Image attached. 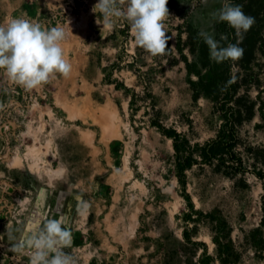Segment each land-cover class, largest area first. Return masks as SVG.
Returning a JSON list of instances; mask_svg holds the SVG:
<instances>
[{
	"label": "rangeland",
	"instance_id": "374dc122",
	"mask_svg": "<svg viewBox=\"0 0 264 264\" xmlns=\"http://www.w3.org/2000/svg\"><path fill=\"white\" fill-rule=\"evenodd\" d=\"M75 1L0 0V24L22 17L62 26L73 66L31 90L0 73V264H28L10 236L48 219L71 231L65 251L79 264H201L206 255L209 264H264V181L253 174L264 171V0L240 4L255 22L238 40L254 38L255 47L223 63L199 36L208 29L225 45L212 19L221 0H168L171 39L156 56L134 43L126 20L103 28L97 0L80 9ZM230 80L242 115L235 151L248 172L195 164L186 171L191 212L173 140L153 123L191 145L214 139Z\"/></svg>",
	"mask_w": 264,
	"mask_h": 264
},
{
	"label": "clouds",
	"instance_id": "9594fccd",
	"mask_svg": "<svg viewBox=\"0 0 264 264\" xmlns=\"http://www.w3.org/2000/svg\"><path fill=\"white\" fill-rule=\"evenodd\" d=\"M201 2L206 4L208 0ZM167 4L168 0H126V4L124 0H97L93 11L99 12L103 28L114 27L116 19L126 20L134 43L156 56L165 53L171 39L166 35L165 21L170 16ZM212 19L226 22L240 40L255 22L233 0H221ZM199 36L215 63L237 61L243 55L240 40L222 45L208 29H202ZM67 39L62 26H42L22 17L0 24V73L27 90L42 86L57 73L69 77L73 66L62 46ZM87 207L84 203L81 210L86 211ZM10 239L15 241L11 251L20 256L27 254L28 264H79L73 253L65 251L73 246V237L61 219H48L37 231L12 235Z\"/></svg>",
	"mask_w": 264,
	"mask_h": 264
},
{
	"label": "trees",
	"instance_id": "16d2710c",
	"mask_svg": "<svg viewBox=\"0 0 264 264\" xmlns=\"http://www.w3.org/2000/svg\"><path fill=\"white\" fill-rule=\"evenodd\" d=\"M246 0H233L234 4H241ZM76 2V1H75ZM85 0H80L76 2V9H80ZM217 31L219 34L225 37V45L228 43H237L238 37L235 30L231 28L226 22H219L217 24ZM256 40L254 38H246L244 42L240 43L239 46L245 47L247 44L252 47L256 45ZM245 45V46H244ZM108 84H113L110 77L106 78ZM115 87L117 89L128 90L124 84L116 83ZM229 90L226 95L221 99L219 103V112L223 119V125L217 136L205 142L204 144L191 145L189 141L183 138L176 130L166 129L162 123L154 122L153 124L159 128L166 136L173 140V149L175 152V169L176 177L178 183L182 187V192L191 212H195L193 203L189 194L186 191V171L190 170L195 164L198 163H212L214 161L218 162L219 165L228 173L238 174L246 173L248 169L244 166V162L241 156H239L235 149L239 144V136L237 132V126L240 124L241 113L235 109L232 105L234 99L233 84L229 83ZM136 94L132 95V100H134ZM258 179L264 181V171H254L253 173ZM187 219H192V213L186 214ZM184 238L189 239V230L185 229ZM210 257L206 255L204 259L200 261L201 264H209Z\"/></svg>",
	"mask_w": 264,
	"mask_h": 264
}]
</instances>
